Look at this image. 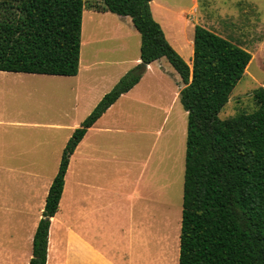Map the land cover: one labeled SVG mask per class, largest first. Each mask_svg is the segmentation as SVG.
I'll list each match as a JSON object with an SVG mask.
<instances>
[{
    "label": "rangeland",
    "instance_id": "obj_1",
    "mask_svg": "<svg viewBox=\"0 0 264 264\" xmlns=\"http://www.w3.org/2000/svg\"><path fill=\"white\" fill-rule=\"evenodd\" d=\"M164 1L172 9V14L168 13L171 18L165 22L174 30L178 28L174 13L180 7H192L193 0ZM102 5V0H84L76 98L73 78L23 75L20 81H0V147L18 144L29 150L30 161L23 167L9 164L6 156L0 157V243L23 241L21 257L14 264L27 260L29 234L41 216L49 181L57 173L71 136L67 138L69 129L75 122L80 126L102 97L136 66L131 62L140 56V36L130 18L120 19L110 12L92 14ZM197 10V25L241 45L251 55L245 74L218 118L225 120L254 111L253 90L264 87V0H197ZM99 19L102 22H96ZM177 37L179 52L175 51L186 61L193 56V47L184 37ZM165 70L180 79L166 59L154 62L133 92L138 96L120 100L106 112L109 130L91 132L85 140L80 156L67 171L59 211L51 219L47 264H70L67 197L71 185L74 193H79L78 184L85 185L86 180L98 185L100 191L109 189L108 197L94 200L99 207L102 200H116L112 194L115 173L121 177L117 183L123 199L120 227L114 224V230H110L113 236L108 235L101 230L111 228L110 216H91L95 234L102 233L103 238L105 234L117 244L114 263L137 264L141 250L142 264H178L187 113L178 97L173 100L176 86ZM53 123L62 126L46 128ZM81 156L86 162L80 160ZM97 241L95 237L93 243ZM5 259H0V264H9Z\"/></svg>",
    "mask_w": 264,
    "mask_h": 264
},
{
    "label": "trees",
    "instance_id": "obj_2",
    "mask_svg": "<svg viewBox=\"0 0 264 264\" xmlns=\"http://www.w3.org/2000/svg\"><path fill=\"white\" fill-rule=\"evenodd\" d=\"M98 12L129 17L140 36V63L122 76L76 128L61 155L31 243L28 264H46L50 219L58 210L69 158L101 115L165 58L180 77L187 113L178 264H264V87L255 110L218 114L251 60L241 45L194 26L187 64L164 36L151 0H102ZM84 0H0V71L76 76Z\"/></svg>",
    "mask_w": 264,
    "mask_h": 264
},
{
    "label": "crops",
    "instance_id": "obj_3",
    "mask_svg": "<svg viewBox=\"0 0 264 264\" xmlns=\"http://www.w3.org/2000/svg\"><path fill=\"white\" fill-rule=\"evenodd\" d=\"M150 11H151V15H152L153 19L154 18L157 19L156 21L160 25V27L164 33V36L167 39V41L169 42V44L173 48H175L174 50L179 52V50H177V47L175 46L177 44V46L179 48V40H177L178 39L177 36H179L181 38L184 37L186 44L189 45L191 48L193 47L194 26L197 25V18H198L197 17V13H198L197 0H193L192 7H190V8L180 7L176 11V13H174L175 17L173 20L178 23L179 29L176 28L174 30H171L172 28L167 25V22H165V19L167 17L171 18V15L168 14L169 11L172 14V12H171L172 9H171V7H169V3H167L166 1H164V0H151ZM91 12H92V14H97V15H106L107 14L106 12L105 13L94 12V11H91ZM156 13L158 14L159 18L156 17ZM83 14H84V12H82V15ZM90 17H92V16H90ZM92 19L95 20L94 17H92ZM120 19H122V18L120 17ZM96 22L100 23L102 21H100V19H99V20H96ZM182 24H183V26H182ZM126 26H129L127 20H126ZM181 26L183 28H181ZM166 29L168 30L169 35L167 34ZM80 49H81V47H80ZM161 59H165V58H161ZM161 59H159L157 61H160ZM185 60H186L185 62L190 65L191 61H192V55L189 56L188 59H185ZM138 62H140V56L136 57L131 63H134L137 65ZM154 62H156V61H154ZM154 62H152L146 66V71L149 68H152ZM79 63H80V61H79ZM93 66H94V64H93ZM80 68H81V64H79V69H78L77 75L73 76V77H63V76H48V77L73 78V80H75V81H73L75 83L74 84L75 88L72 89V92H74V98H76L78 96L79 86L77 85L78 80L75 78L80 74ZM88 69H89V67H88ZM160 69L162 70L163 67L161 66ZM165 72L169 74L170 78L173 81V84H175V86H176V90L174 91V96H173V100H175L179 95L180 89L184 85L181 82V80L178 79V77L175 75L174 72L168 71V70H165ZM23 75H25V76H36L37 75V76H41V77L47 76V75H40V74L13 73V72L0 71V81H17V80L20 81V80H22V78H25V77H21ZM160 76H162V74ZM143 77H144V74L142 75L140 81L130 91H128L125 94H122L104 112L105 114H102L101 117L90 128L87 129L85 135L83 136L81 141L77 144L75 150L73 151L72 155L69 158V164L67 167V171L70 170L73 161L77 160V156H80L79 151H80L81 147L83 146L85 140L88 139L89 134L91 132H103V133H105V130H109V128H107L108 127L107 119L105 118L106 112L111 110V108H113L114 105L117 106L118 104H120V103H118L120 100H124L125 98H132V96H134V97L138 96L137 93H133V92H134L135 88H137L138 84L141 82ZM180 84H182L181 87L179 86ZM86 88H87V86H86ZM54 97L56 98V95ZM178 99H179V97H178ZM0 123H3V122L0 121ZM16 124H19V123L16 122ZM22 125L27 126L28 124L26 122H22ZM78 125H79L78 122L73 123V125L71 126V129H69L70 134L67 136V138H69V136L72 134V132L76 128L79 127ZM46 126H47L46 128H51V129L55 130L57 127H61L62 125H60L58 123L57 124L53 123V124H47ZM67 138H65V139L67 140ZM65 141H64V143H65ZM10 149L12 151H9ZM28 153H29L28 149H24L23 147H20V145H18V144L11 145V146L2 145L0 147V157L6 156L7 159L9 160V164H11V165H17V166H23V167L29 166L30 161H29ZM20 157L22 158V160L18 162ZM23 157H25V161H24ZM13 160H15L16 162H13ZM80 160L85 161L86 159H85V157L81 156ZM0 163H2V162L0 161ZM86 169H88V168H86ZM67 171H66L65 177H67V174H68ZM27 175H28V173H26V176ZM115 175L116 176L112 175V177L114 178L113 180L116 183V188L113 191L114 193H112V194H113V196H116V200H113V199H107L106 201L102 200V203H101V205H99V207H98V204H96V205L94 204V200L99 199L98 198L99 196L100 197L102 196L101 199L104 198L105 195H107V197H108V190L109 189H102L100 191L98 189V185L97 186L92 185V181L86 180L85 185H83L81 183L78 184L77 189H78L79 193L78 192L74 193V191L72 189V185H71V188L69 191L70 194H68V197H67L68 203H69L68 222H69V231H70V264H115L114 263V260L116 258L115 247H117L116 242H113L112 240L108 239L105 234H104V238H105V240H104L103 234L102 233H98V234L96 233L95 234L94 230L91 227V216L93 214L100 215V216L101 215L103 216L106 214L107 216H110L109 217V223L112 224L111 228L109 230H107V229H105V228H107V226H106L105 228L102 227L103 230H101L99 227H97L98 231L101 230V232L104 233V230H106L105 233L113 236V234L110 233V230L111 229L114 230V224H117V226H116L117 228L120 227V222L122 221V219L120 218V213L122 212V210L120 208L123 205V199L121 197L120 190L117 187V185H119V184H117V183L121 181V177L118 176V174H116V173H115ZM65 177H64V183H65ZM71 179H72V177H71ZM122 181H123V179H122ZM49 183L51 184V181H49ZM123 183H124V181L122 182V184ZM48 189H49V187H48ZM63 189H64V186H63ZM47 192H48V190L46 191V195H47ZM63 192H62L60 201L62 199ZM60 201H59V204H60ZM58 211H59V205H58L57 212ZM100 211H102L103 213H100ZM56 213H55V215H56ZM110 213H113V215L111 216ZM55 215L52 217L53 219L51 218L52 220L55 219ZM40 217L41 216L39 214V216L37 217V223H38ZM51 219H50V226H51ZM98 220L100 221V217ZM36 226H34L35 229H36ZM50 226H49V229H50ZM34 227L32 228V232L29 234L31 243H32L33 234L35 232ZM48 235H49V232H48ZM95 237L98 239L96 244L93 243V239ZM30 240H29V244H28V249L26 251L27 260H26L25 264H28L29 259L31 258V248H29L31 245ZM13 242L14 241H12L11 244L0 243V259L6 258L5 261L8 262L9 264H14V260L20 259L21 256H19V255H20V253H22L20 245L23 244V241L21 242V244L13 243ZM104 247H106L105 249H107V248L108 249L105 250ZM107 252H109V253L112 252V255L108 254ZM141 253H142V251L139 250V256H138L137 264H142V261H141L142 257L140 255ZM114 255H115V257L113 258ZM47 258H48V245H47ZM46 264H47V259H46Z\"/></svg>",
    "mask_w": 264,
    "mask_h": 264
}]
</instances>
